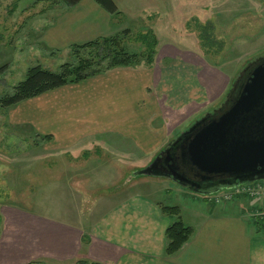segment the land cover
I'll return each instance as SVG.
<instances>
[{
  "label": "crops",
  "instance_id": "1",
  "mask_svg": "<svg viewBox=\"0 0 264 264\" xmlns=\"http://www.w3.org/2000/svg\"><path fill=\"white\" fill-rule=\"evenodd\" d=\"M112 15L93 0L55 5L46 15L41 41L48 49L66 52L116 35L120 26L112 23ZM159 58L95 74L8 108L11 123L49 138L50 151L61 163L59 184L70 192L71 203L94 190L95 165H105V176L117 174L109 181L112 192L83 200L87 224H80V210L76 222L38 217L56 223L39 227L27 253L8 264L80 257L95 264H264V230L253 229L243 207L217 201L197 205L185 223L177 205L179 215H165L163 202L136 189L148 183L146 177L126 179L125 174L147 166L148 158L166 146L173 127L212 112L205 110L222 101L230 82L201 54L176 50ZM178 219L193 232L175 254L166 256L165 230Z\"/></svg>",
  "mask_w": 264,
  "mask_h": 264
},
{
  "label": "rangeland",
  "instance_id": "2",
  "mask_svg": "<svg viewBox=\"0 0 264 264\" xmlns=\"http://www.w3.org/2000/svg\"><path fill=\"white\" fill-rule=\"evenodd\" d=\"M112 1L118 10L112 15V23L120 26L116 34L120 47L139 58L138 64H148L146 57L150 47L153 48L152 62L160 60L166 51L184 50L205 56L213 68L229 77L222 101L205 111L218 110L244 68L264 57L263 0ZM61 3L62 0H0V100L13 92V87L23 80L30 67L59 71L65 63L76 66L77 58L70 50H51L41 41L40 31L46 24V15ZM8 110L0 106V264H8L14 256L23 257L38 228L56 223L38 217L76 222V212L80 210L79 222L87 224L90 220L81 212L87 207L83 200L106 195L114 188L109 182L114 174L108 172L105 176L101 173L105 165H95L94 190H87L85 195L76 197L78 203H71L70 192L59 184L61 163L57 154L29 127L11 123ZM199 117L200 114L194 115L173 127L167 144L202 116ZM155 157L148 159L153 161ZM133 173L125 174L126 179L135 178ZM145 177L148 183L136 189L163 205H177L185 223H189L191 211L197 205L210 206L217 201L243 207L245 213L251 215L248 220L253 229L264 230V195L251 198L242 193H227L230 187L221 186L210 193L222 192L212 196L205 194L210 199L207 201L201 194L168 178ZM72 194L74 197V192ZM226 194L229 197H225ZM79 260L90 263L80 257L68 262L36 258L12 264H76Z\"/></svg>",
  "mask_w": 264,
  "mask_h": 264
},
{
  "label": "water",
  "instance_id": "3",
  "mask_svg": "<svg viewBox=\"0 0 264 264\" xmlns=\"http://www.w3.org/2000/svg\"><path fill=\"white\" fill-rule=\"evenodd\" d=\"M238 84L218 110L195 121L134 176L165 177L201 195L264 180V57ZM176 152L193 177L179 170Z\"/></svg>",
  "mask_w": 264,
  "mask_h": 264
},
{
  "label": "trees",
  "instance_id": "4",
  "mask_svg": "<svg viewBox=\"0 0 264 264\" xmlns=\"http://www.w3.org/2000/svg\"><path fill=\"white\" fill-rule=\"evenodd\" d=\"M81 0H62L67 6H73ZM109 14L117 13V7L112 0H93ZM146 44V43H145ZM152 44L154 40L152 38ZM147 46V45H146ZM69 50L76 56L77 64L72 67L65 63L60 66L59 71H51L40 66H33L27 69L23 80L14 87L13 92L0 100V106L10 108L17 103L36 97L44 92L55 89L69 83L80 82L95 74L104 73L114 68L127 67L138 62L134 54L126 53L121 47L116 35L103 37L83 44L73 45ZM153 48L150 47L146 62H152ZM234 85V84H233ZM232 85V86H233ZM232 88L228 94L234 95ZM227 94V95H228ZM49 138H43V140ZM160 210L165 215H179L176 206L161 205ZM192 228L183 224L178 219L170 224L165 230L164 254L171 256L175 254L181 246L192 235ZM76 264H87L81 260ZM89 264H95L90 262Z\"/></svg>",
  "mask_w": 264,
  "mask_h": 264
},
{
  "label": "built area",
  "instance_id": "5",
  "mask_svg": "<svg viewBox=\"0 0 264 264\" xmlns=\"http://www.w3.org/2000/svg\"><path fill=\"white\" fill-rule=\"evenodd\" d=\"M242 193L250 196L251 198L258 197L259 195H264V182L247 183L229 190L227 193ZM225 197H229L226 194Z\"/></svg>",
  "mask_w": 264,
  "mask_h": 264
},
{
  "label": "flooded vegetation",
  "instance_id": "6",
  "mask_svg": "<svg viewBox=\"0 0 264 264\" xmlns=\"http://www.w3.org/2000/svg\"><path fill=\"white\" fill-rule=\"evenodd\" d=\"M264 1V0H263ZM257 60H255V62L253 61L251 64H249L248 66H246L243 70V74L241 75V78H239L237 81H238V85H240V83H242V81L250 74V71L252 69V67L255 65ZM237 85V86H238ZM177 155H178V152L175 153V156H176V160H177V164H178V167H179V170L186 174L188 177H193V172L192 170L187 166V165H181L177 159ZM175 160V159H174Z\"/></svg>",
  "mask_w": 264,
  "mask_h": 264
}]
</instances>
